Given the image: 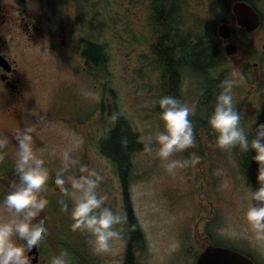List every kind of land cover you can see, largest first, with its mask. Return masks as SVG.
I'll list each match as a JSON object with an SVG mask.
<instances>
[{
  "label": "rangeland",
  "instance_id": "1",
  "mask_svg": "<svg viewBox=\"0 0 264 264\" xmlns=\"http://www.w3.org/2000/svg\"><path fill=\"white\" fill-rule=\"evenodd\" d=\"M91 1L92 4L97 2ZM143 1L137 0L136 3ZM188 4L190 11L195 13L198 22L201 23V34L207 38L214 37L215 29L222 18L231 19L224 12L217 18L212 16L213 21L209 23V28L211 29L213 25L214 28L209 35L205 32L204 20L208 17L198 12H202V8L212 7L215 14L218 7L215 4L206 7L203 0H188ZM102 9L105 19L110 20L115 8H108L103 4ZM91 11L89 13L90 27L94 29L91 30V33H93L91 38L99 40L101 43H106L109 58L108 68L110 73H107L106 76L108 85L105 88V93L107 96H111V103L115 113L124 114L131 121L141 137L142 143L145 145L150 136L154 137L156 131L163 130V122L159 117L160 111L157 110V104L154 101H157L158 97L163 96L164 92H168L170 87L169 78L162 81L159 73L155 70L151 74L148 71V66L152 63V60H148L145 56V52H148L150 48L146 49L144 45H134L137 43L146 44L147 36L136 40L138 37L134 33L133 27H123L122 30L108 28L105 31H101L97 25L98 20L95 16V10L92 9ZM127 19L131 20V17ZM188 22L190 21L188 20ZM88 29V27L84 28L85 35ZM150 43L151 39H149L148 44ZM262 44L263 42L255 47L257 48L256 57L264 60ZM43 45L40 44L41 47ZM70 57L71 55L66 52H61L58 58L49 52H45L44 69L47 75L41 76L43 82L39 86L40 96L37 101L39 106L42 103L41 100L46 98V93L52 88L48 87L47 89L51 80L53 84H58L70 81L73 78L70 66L65 63V60H70ZM236 67L229 61L224 60L217 71V75L220 76L222 71H224L227 78L237 81L233 88V92L237 89V93L233 95L237 107L240 106L244 111L260 108L261 103L253 100L254 94L255 96L259 94V91L254 88L257 87L256 79L253 78L251 80L252 85L245 80V75H239L240 71ZM243 69L245 70V68ZM251 71H253L252 66H250ZM246 72L248 71L246 70ZM188 77L189 75L187 74L182 78L181 100L183 99V103L193 106L195 110V101L191 94L194 92L193 95H197V92L192 90V83L195 81ZM92 83L98 85L95 79H91L88 81L90 88H85L82 84L78 92L79 98L85 95V99L81 103V105H84L82 107H86L89 104L92 105L87 108L88 112H91L88 121L76 122L72 120L68 121V123L64 121L65 124L50 123L52 124L51 127H38L35 129V131L38 130L36 137H39L33 139L34 154L36 157L42 154L39 157L43 160H48V162H45L48 167L44 171L45 183L37 197L44 202L46 207H50V212L47 214L52 216V220L45 218L43 222L48 229L51 228V233L54 234L52 241L47 240L44 251L55 255L56 252L63 248H70L67 237H72L73 246H76L73 263L124 264L129 246V233L126 223L116 226L121 231V239L112 242V251L110 252H93L88 243L91 237L84 238L80 241V244L77 243L75 236L81 234L82 230L72 229L73 220L70 211H63L61 204H58L63 194L59 191L58 186L55 185L53 178V172L60 168L62 164L61 153L65 150L70 151L73 159L78 161L80 158L81 161L83 160V164H87L89 161V166L95 167L100 171L104 179L97 188L98 193H106L108 195L109 198L105 201V206L110 207L114 212L122 213L124 190L118 185V178L115 175L116 172L112 164L95 152L96 143H99L106 135L111 127L109 124L111 122L104 121L105 111L101 112L100 101L102 100L103 103L104 98H106L103 94L104 90L101 91L96 87L94 89ZM103 83H107V81H102ZM243 88H246L248 92V101L245 102V107L242 106L239 99L242 96V92H244ZM109 89L112 90V93L109 92ZM260 92L261 94L264 92L263 88ZM33 101H35V98L30 100V102ZM69 110L72 112L71 108ZM193 113L190 115V119L194 122ZM83 114L84 110L81 111V115ZM97 120H100L98 124L95 123ZM0 122L8 125L4 118L0 119ZM42 137L49 138L50 142L47 144L41 142ZM206 143L199 138L196 139L195 146H200L202 151V146H205ZM195 146L186 149V153L190 155L196 152ZM9 148L11 149L9 152L0 150V167L7 162L6 155L10 165V168L7 165L8 170H6L5 165V171L0 173V204H2L4 195L9 191V182L12 179L18 181V178L14 175V163L11 162V158L17 159L18 149H15V147L12 149L11 146ZM83 151L87 152L85 161L79 156L84 154ZM209 154L207 159L209 164H205V162L199 166L196 164L187 167L190 168V172L180 169L177 170L175 175H172L166 171L163 162L154 152L147 153L142 150V152L138 153L135 159L137 165L136 176L128 187L129 195H127L132 202L135 218L142 228L144 242L143 247L139 250L134 248V245L132 246L133 264H194L193 256H196L197 251L200 252L204 248V244L207 241L206 236L210 233L218 236L215 239L221 237L223 241L219 240V242L227 246L249 240L252 246L257 249V253H255L257 257L264 259V240L255 238L253 231L249 228L243 216V210L247 205L246 196L248 189L244 192L237 190L234 186H237L238 183L234 184L232 182V176L235 174L232 166L221 160L218 163L213 159L214 155ZM181 157H184L183 152L173 154V158ZM55 160L59 161V165L55 163ZM73 168H77V166L74 165ZM71 170L69 169L65 173L66 177L71 175L69 173ZM80 174L78 172V175ZM69 185L70 182L66 184V186ZM64 199L68 200L69 208H71L73 203L71 199L68 197H64ZM51 201H54L52 207L50 206ZM210 201H212V206H210ZM199 206H201V212ZM213 213L214 217L207 220V223L212 227L208 230L206 229V233L199 235L197 239L194 221L199 216L204 219L205 217L213 216ZM43 214L40 212L38 216L43 217ZM0 215H11V210L5 213L4 209L0 207ZM199 229L202 232L203 228L201 226ZM202 236L203 239H201ZM192 246H195L196 250L189 256V249Z\"/></svg>",
  "mask_w": 264,
  "mask_h": 264
},
{
  "label": "clouds",
  "instance_id": "2",
  "mask_svg": "<svg viewBox=\"0 0 264 264\" xmlns=\"http://www.w3.org/2000/svg\"><path fill=\"white\" fill-rule=\"evenodd\" d=\"M43 47L47 49V41ZM46 51V50H45ZM237 81L227 78L221 82V91L216 97L213 111L207 117L208 126L215 132V141L220 148L238 149L241 153L254 150L252 159L257 162V180L259 187L255 190L248 187L247 205L243 216L257 240H264V123L255 122V135L250 138L241 124V113L233 98V88ZM154 103L158 104L159 117L163 130L154 133V137L144 145V151L155 153L164 164L166 171L172 175L177 170L185 169L199 163L201 157L192 153L189 157L173 158L174 153H182L196 143L193 122L190 115L194 107L183 103L175 96H161ZM34 128L25 123L14 132L18 147L15 162V176L9 182V191L4 195L2 207L5 213L0 215V264H27L22 252L39 249L48 233L43 221H36L37 215L44 208V202L37 199L45 183V174L41 162L36 158L33 148ZM6 143L0 139V146ZM121 143L127 145V139ZM155 145V146H154ZM61 167L53 172L54 183L63 194L60 199L62 210L70 211L73 230L90 233L88 243L96 253L112 251V242L121 239V231L116 227L127 220L126 213L114 212L105 206L108 195L97 191L104 176L95 167L80 164L78 176H65L68 170L78 163L70 151L61 153ZM70 182V187L66 184ZM68 197L72 206L69 208ZM14 245V246H13ZM67 249L52 255L48 264H70Z\"/></svg>",
  "mask_w": 264,
  "mask_h": 264
},
{
  "label": "flooded vegetation",
  "instance_id": "3",
  "mask_svg": "<svg viewBox=\"0 0 264 264\" xmlns=\"http://www.w3.org/2000/svg\"><path fill=\"white\" fill-rule=\"evenodd\" d=\"M94 1H97V3L92 4L91 0H0V119H6L8 124L3 125L0 122V139L6 140V143L0 146V150H7L10 146H17V142L14 140V134L3 136L5 133L14 128H21L25 123L30 124L34 129L36 128V124H39L38 118L42 111H37L40 107L37 101L39 98V86L43 80L41 76L46 74L43 59L45 52L53 54L56 58H58L61 52H66L71 55L70 60H65V63L70 66L73 77L77 81V84H79V87L83 84L86 88L89 80L94 78L99 79L107 71L109 62L106 56V43L93 40L90 33L89 13L92 9L95 10L98 27L103 31L108 29L106 25L107 20L104 18V24L96 14V6L99 2L101 3V0ZM165 1L168 3L166 16L158 14L159 21L161 22H164L170 17L172 10L171 0ZM179 1L182 3L183 0ZM203 1L206 7L215 4L218 7L216 8V13L224 12L229 16L233 15L234 5L243 2L252 6L260 15L261 26L258 31L251 35L246 34L247 39L242 40L239 46L236 44L237 49L233 50L232 55L234 56L231 57L235 65L239 66L240 75H245L246 79H256L257 87L254 88L259 91V94L257 96L254 94L253 100H257L263 104L264 92L262 94L260 92L262 88L264 90L263 58L257 62L258 58L253 57L252 64H247V66L253 67V71L251 72H246L240 65L243 66L247 59L257 54V48L255 47L259 46L261 42H263L262 52L264 55V0ZM205 1H209L210 3ZM180 9L178 11L179 13L177 12L179 15L181 13ZM205 9L213 11L212 7ZM99 15L101 16L100 13ZM121 21V12L119 11L116 14L115 20L117 30H121L122 28ZM223 23L232 26L231 19H225ZM87 27L89 29L85 35L84 28L86 29ZM257 32H261L259 36L256 34ZM45 41H47V49L40 46ZM91 45H95L100 49L101 58L97 62L89 59L87 56V51ZM238 47L239 52L236 54ZM249 83L252 84L251 81ZM70 87L73 89V86ZM243 90L244 92H242V96L239 99L241 100L242 106L245 107V102L248 101V92L246 88H243ZM236 93L237 90L233 95ZM33 98H35V101L30 102ZM48 106L49 104H47ZM237 108L240 110L243 120H245L244 113L246 111L240 106ZM62 110L66 114L71 113L66 104L62 105ZM254 135L255 133L251 131L250 138L254 137ZM103 152L105 153V151ZM254 155L255 152L251 149L247 153H241L238 149H233L231 152V165L236 169V173L232 176V182L234 184L238 183L237 186H234L237 190L244 192L248 187L252 189L259 187L257 180L258 164L252 159ZM6 164L8 162L0 167V173L5 171ZM128 176L129 173L123 179L120 174V187L124 188L127 201L129 202L127 195ZM200 226L203 228L202 232L199 229ZM211 227L209 224L202 225V220L198 218L195 221L197 239L199 235H203V233H206V229L208 230ZM206 237L208 244L212 243L211 241H215L219 246H227L219 242V240L223 241L221 237L215 239V237H218L215 234L210 233ZM201 239H203V236ZM47 240L48 237L46 234L39 249L34 248L30 252L21 253L22 257L27 261V264H48L52 254L44 251ZM230 247L249 256L255 264H264V259L257 257L255 254L257 253V249L252 246L249 240L238 242V244L234 243ZM58 253L56 252V254ZM71 254L72 256L74 255L73 247ZM68 259L70 260V264H75L70 255Z\"/></svg>",
  "mask_w": 264,
  "mask_h": 264
},
{
  "label": "trees",
  "instance_id": "4",
  "mask_svg": "<svg viewBox=\"0 0 264 264\" xmlns=\"http://www.w3.org/2000/svg\"><path fill=\"white\" fill-rule=\"evenodd\" d=\"M167 6V1L159 0L157 7L158 14L166 16ZM168 18L172 19V16ZM157 35V46L153 49L156 55H159L164 69H166L167 77H170L174 88L179 86L183 72H187L192 79L202 76L207 84L206 90H210L211 99L209 98V105L214 106L217 97V86L222 82V80L212 78V72L216 69V57L218 58L219 56L216 49L208 47L207 44L190 35L180 38V35H174V33L167 32L166 30L160 31ZM87 56L89 59L97 62L101 58L100 49L95 45H91L87 51ZM212 90L214 91L212 92ZM125 138L127 139L126 146L121 143L122 139ZM138 147L136 136L132 132L129 123L121 117L118 118L116 125L110 131L108 140L103 145V149L118 164L123 179L127 177L129 170L132 168V151ZM127 213L131 221L133 243V241L141 239V233L131 216V209L129 207H127ZM132 262L130 249L126 264H132Z\"/></svg>",
  "mask_w": 264,
  "mask_h": 264
},
{
  "label": "water",
  "instance_id": "5",
  "mask_svg": "<svg viewBox=\"0 0 264 264\" xmlns=\"http://www.w3.org/2000/svg\"><path fill=\"white\" fill-rule=\"evenodd\" d=\"M250 9V8H249ZM251 11V10H250ZM242 10L240 5L235 7V12L237 13L239 22H242V19L248 20L251 17L250 13ZM227 27L223 26L220 30V34L223 37H228ZM197 264H254L252 260L246 256L227 249L220 247H208L205 252L200 256Z\"/></svg>",
  "mask_w": 264,
  "mask_h": 264
}]
</instances>
